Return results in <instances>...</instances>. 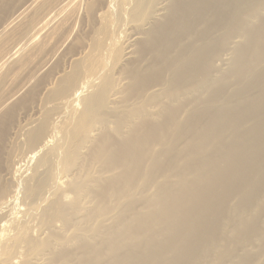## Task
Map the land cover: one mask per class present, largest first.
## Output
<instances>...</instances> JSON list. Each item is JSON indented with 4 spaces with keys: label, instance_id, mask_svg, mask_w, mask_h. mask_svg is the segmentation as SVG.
I'll return each instance as SVG.
<instances>
[{
    "label": "bare ground",
    "instance_id": "1",
    "mask_svg": "<svg viewBox=\"0 0 264 264\" xmlns=\"http://www.w3.org/2000/svg\"><path fill=\"white\" fill-rule=\"evenodd\" d=\"M129 1L0 0V264H264V0Z\"/></svg>",
    "mask_w": 264,
    "mask_h": 264
},
{
    "label": "rangeland",
    "instance_id": "2",
    "mask_svg": "<svg viewBox=\"0 0 264 264\" xmlns=\"http://www.w3.org/2000/svg\"><path fill=\"white\" fill-rule=\"evenodd\" d=\"M124 1L123 0H119V2H121V4L124 3V4L121 5L122 8L124 9V7H125V9H126V7H127V9H128V7H130V1L127 0V2L129 1L128 5H127L126 0H124ZM125 3H126V6H125ZM125 9H124V11L127 10V9L126 10ZM126 15H125V13L123 14L124 18L123 17L121 18V21H119L117 27H115L114 30H113V33H112L113 41H115V43H113L114 45L112 46L113 48H121V47H123V49L126 48V44H128V37H130V34H132V31H133L132 28H131L132 24L130 23V21L128 19V15L127 16ZM125 20H127V21H125ZM114 21H115V18H114ZM127 22H128V24H127ZM88 24L90 26V27L89 26L88 27L91 30H94V25H93L92 21H89ZM81 26H82V28H84V32H85L87 38L91 37V35L93 33L90 32V29L88 30L87 22L86 21L83 22V25H81ZM129 30H130L131 33L129 32ZM128 33H130L129 36H128ZM80 41L83 42L82 39H80ZM125 41H127V42H125ZM78 43H80V42L78 41Z\"/></svg>",
    "mask_w": 264,
    "mask_h": 264
}]
</instances>
